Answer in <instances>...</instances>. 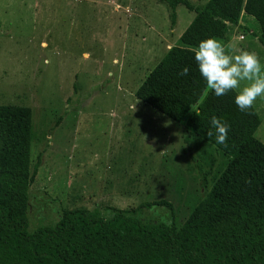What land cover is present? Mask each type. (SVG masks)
<instances>
[{
  "label": "rangeland",
  "instance_id": "rangeland-1",
  "mask_svg": "<svg viewBox=\"0 0 264 264\" xmlns=\"http://www.w3.org/2000/svg\"><path fill=\"white\" fill-rule=\"evenodd\" d=\"M168 13L157 0H0V105L30 109L29 169L40 156L27 192L28 233L53 226L61 210L108 217L104 209L159 200L172 211L152 206L140 218L178 227L223 168L211 145L185 142L182 124L133 96L165 49L181 46L193 16L177 5L170 28ZM241 17L218 40L233 54L254 51L264 65V25ZM252 107L264 145V97Z\"/></svg>",
  "mask_w": 264,
  "mask_h": 264
},
{
  "label": "trees",
  "instance_id": "trees-1",
  "mask_svg": "<svg viewBox=\"0 0 264 264\" xmlns=\"http://www.w3.org/2000/svg\"><path fill=\"white\" fill-rule=\"evenodd\" d=\"M157 1L169 10L170 28L177 5L193 18L178 37L181 46L165 51L133 96L182 124L185 142L193 136L211 145L225 157L223 168L178 227L140 218L152 206L172 211L159 200L104 209L108 217L97 209L61 210L53 226L28 233L27 192L40 165L38 156L28 167L31 111L0 105V264H264V145L254 137L260 120L253 107L237 108L235 91L217 97L207 89L193 51L204 39L221 38L243 8L264 25V0H207L200 7ZM185 66L188 74L179 75ZM212 116L230 126L225 144L207 136Z\"/></svg>",
  "mask_w": 264,
  "mask_h": 264
},
{
  "label": "clouds",
  "instance_id": "clouds-1",
  "mask_svg": "<svg viewBox=\"0 0 264 264\" xmlns=\"http://www.w3.org/2000/svg\"><path fill=\"white\" fill-rule=\"evenodd\" d=\"M193 51L200 76L207 89L217 97L238 90L234 103L240 111H247L258 98L264 97V65L254 51L237 49L233 54L232 45H226L216 37L200 41ZM188 72L189 68L185 66L179 75L184 76ZM210 125L207 136H215L217 144H225L230 127L228 123L212 116Z\"/></svg>",
  "mask_w": 264,
  "mask_h": 264
},
{
  "label": "crops",
  "instance_id": "crops-1",
  "mask_svg": "<svg viewBox=\"0 0 264 264\" xmlns=\"http://www.w3.org/2000/svg\"><path fill=\"white\" fill-rule=\"evenodd\" d=\"M253 14L254 13H252L251 11H249V10H247L246 8H243L242 9V11H241V18H244L245 20H247V21H249L250 22V19L249 18H251V20L252 21H255V22H258V19H255L254 17H253ZM192 18H193V16H192ZM192 18H191V20H192ZM190 20V21H191ZM262 22V21H261ZM190 23V22H189ZM188 25V24H187ZM187 27V26H186ZM146 29L151 33V34H153V35H155V37H157V38H161V36H160V34H159V32H157L156 31V29L154 30L153 28H151L150 26H146ZM155 42H157V39H155L154 40ZM168 49V48H167ZM167 49H165V51L167 50ZM165 51L163 52V54L165 53ZM163 54H162V56H163ZM154 67V66H153ZM152 69V68H151ZM150 69V70H151ZM149 70V71H150ZM148 71V72H149ZM148 74V73H147ZM146 74V75H147ZM139 85V84H138ZM135 88H136V86L133 88V90H132V92L135 90ZM132 95V94H131ZM140 102V101H139ZM142 103V102H141ZM143 104V103H142ZM162 115V114H161ZM258 116V115H257ZM165 117V116H164ZM168 119V118H167ZM170 120V119H169ZM171 121V120H170ZM184 130V129H183ZM185 133V132H184ZM185 135V134H184ZM168 135H165V139H167L168 137H167ZM166 145V144H165ZM123 210V209H122Z\"/></svg>",
  "mask_w": 264,
  "mask_h": 264
}]
</instances>
